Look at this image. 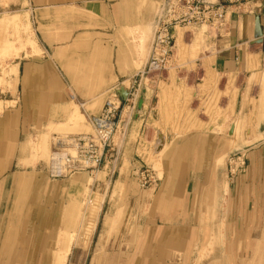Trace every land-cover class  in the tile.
I'll return each instance as SVG.
<instances>
[{"label":"rangeland","instance_id":"1","mask_svg":"<svg viewBox=\"0 0 264 264\" xmlns=\"http://www.w3.org/2000/svg\"><path fill=\"white\" fill-rule=\"evenodd\" d=\"M0 3L1 85L6 75L13 78L15 59L40 54L41 49L27 1ZM112 5L115 9L107 16L116 25L109 27L105 22L109 19H104L102 29L107 31H102L98 40L109 45L111 38L118 71L124 73L128 68L135 75L148 63L158 15L172 18L179 0H116ZM143 31L146 36L141 38ZM172 31L169 65L144 79L149 94L145 96L147 108L138 119L141 128L131 138L136 149L118 160L110 150L107 164L98 171L73 175L85 179L81 185L76 184L70 203L62 209L59 233H42L44 238L37 247L47 254L36 256L32 249L23 257L13 253L18 213L28 192L22 190L20 181L17 185L21 189L16 186L11 191L15 187L12 175L0 181V264H264V208L250 216L247 210L245 219L239 217L228 201L226 175L232 158L264 135V54H248L249 71L239 77L223 71L216 60L215 41L224 35L225 27L180 24ZM104 52L102 48L101 56ZM68 76L98 88L102 75ZM106 91L92 97L91 108L103 102ZM78 104L72 103V112L64 121L38 129L25 142L28 158L23 165L35 159L48 163L54 141L67 134L91 132ZM132 118L129 110L123 112L124 129ZM231 125L234 133L229 136V154L215 162V173L206 190L193 195L188 209L176 206L180 217L189 214V232L183 234H192V239L188 245L178 239L165 242L159 237L177 223L176 216L166 227L162 214L169 211L168 202L158 200L150 185L160 171L165 138L188 133L225 137ZM124 136L120 121L111 148L114 143L120 148ZM100 199L98 214H89L90 206ZM45 203L42 199L35 201ZM64 238V248L59 250ZM168 244L179 249L167 256ZM50 250L53 255H48Z\"/></svg>","mask_w":264,"mask_h":264},{"label":"crops","instance_id":"2","mask_svg":"<svg viewBox=\"0 0 264 264\" xmlns=\"http://www.w3.org/2000/svg\"><path fill=\"white\" fill-rule=\"evenodd\" d=\"M26 1L41 53L15 59L12 63L15 66L13 78L6 75L0 85V181L12 175L15 187L11 191L16 186L21 189L17 185V181H20L24 187L22 190L28 192L25 201L19 205L13 249L16 257L26 256L30 249L36 256L47 254L45 250L38 251L37 247L39 240L44 238L42 233H59L62 209L70 203L68 199L76 191V184L81 185L85 179L83 176H73L77 173L56 177L50 170V163H45L43 159L23 165V160L28 158V153L23 149L25 142L38 129L64 121L72 112V103L77 101L84 115L98 114L105 98L97 107L91 108L92 97L99 91L117 87L125 96L134 93L130 103L122 98L120 121L125 136L120 148L115 143L111 148L112 155L118 160L121 155L128 151L133 153L136 149L131 138L133 132L137 134L141 128L138 119L147 108L145 96L149 94L144 78L138 85L137 80L134 81L139 71L135 75L130 74L128 68L124 73L118 71L111 38L109 45L98 40L102 31H107L102 29V22L109 19L107 15L112 14L115 9L112 2L116 0ZM105 22L109 23V27L116 25L111 17ZM215 42L218 45L216 60L219 67L236 76H244L242 74L249 71L246 56L250 53L264 54V6L258 11L244 5L231 6L226 17L225 33ZM102 48L105 50L104 56H101ZM96 66L98 70H94ZM68 75L102 76L96 88L90 87L88 82L75 81ZM125 110H129L133 117L127 122L126 129L122 119ZM77 115L81 116L79 113ZM229 136L228 133L225 137L188 133L165 138L159 158L160 171L150 184L153 193L158 194L157 199L168 202L169 211L162 214L165 226L176 216L177 223L171 224L170 231H164L159 237L165 242L178 239L188 245L192 239V234H183L189 232V214L186 212L180 217L176 206L188 209L193 195L206 190L215 173V162L229 154ZM262 136L251 147L236 154L229 165L230 170L226 172L229 204L244 219L247 210H250V216L264 208ZM40 199L46 201L45 205L35 204ZM101 204V199L96 200L90 206L89 214L97 215ZM84 234L86 236L87 233ZM60 241L59 250L64 248L66 239ZM176 249L179 248L168 244L166 255ZM51 250L48 255H53Z\"/></svg>","mask_w":264,"mask_h":264},{"label":"built area","instance_id":"3","mask_svg":"<svg viewBox=\"0 0 264 264\" xmlns=\"http://www.w3.org/2000/svg\"><path fill=\"white\" fill-rule=\"evenodd\" d=\"M234 5H244L252 11H258L264 6V0H179V8L172 18L160 13L155 25L148 63L134 79L137 80V85L143 78L159 73L169 65L173 28L180 24H215L223 28L230 7ZM133 99L134 93H131L124 101L130 103ZM122 108L120 88L107 89L101 111L96 115H86L91 132L67 134L53 142L49 160L53 175L58 177L82 172L91 174L107 164L106 159L110 156L108 152L119 128Z\"/></svg>","mask_w":264,"mask_h":264},{"label":"water","instance_id":"4","mask_svg":"<svg viewBox=\"0 0 264 264\" xmlns=\"http://www.w3.org/2000/svg\"><path fill=\"white\" fill-rule=\"evenodd\" d=\"M120 95H121V97L123 98V99H125L126 97H127V95L125 96L124 94H123V91H121V89H120ZM233 125H231L230 127H229V130H228V135H232L233 134Z\"/></svg>","mask_w":264,"mask_h":264},{"label":"bare ground","instance_id":"5","mask_svg":"<svg viewBox=\"0 0 264 264\" xmlns=\"http://www.w3.org/2000/svg\"><path fill=\"white\" fill-rule=\"evenodd\" d=\"M12 23H13V22H12ZM144 33H145L144 31L141 32V36H140L141 38H143L144 36H146ZM178 35H180V34L176 32V36H177V37H178ZM30 42H31V41H30ZM140 43H141V42H140ZM32 44H33V43H32ZM19 45H20V44H19ZM30 45H31V44H30ZM7 47H8V46H7ZM10 47H11V46H10ZM11 48H12V47H11ZM262 81H263V80H262ZM258 82H259V81H258ZM262 83H263V82H262ZM260 85H261V83H260ZM262 89H263V88H262ZM261 107H262V106H261ZM260 117H261V114H260ZM233 133H234V132H233ZM257 136H258V135H257ZM260 136H262V135L260 134ZM231 137H232V136H231ZM210 239H211V238H210ZM210 239H209V240H210ZM209 240H208V241H209Z\"/></svg>","mask_w":264,"mask_h":264}]
</instances>
